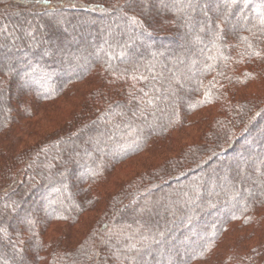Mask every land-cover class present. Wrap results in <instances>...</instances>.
Instances as JSON below:
<instances>
[{
	"label": "trees",
	"instance_id": "1",
	"mask_svg": "<svg viewBox=\"0 0 264 264\" xmlns=\"http://www.w3.org/2000/svg\"><path fill=\"white\" fill-rule=\"evenodd\" d=\"M213 1L0 0V264H264V1Z\"/></svg>",
	"mask_w": 264,
	"mask_h": 264
},
{
	"label": "rangeland",
	"instance_id": "2",
	"mask_svg": "<svg viewBox=\"0 0 264 264\" xmlns=\"http://www.w3.org/2000/svg\"><path fill=\"white\" fill-rule=\"evenodd\" d=\"M177 1H181V0H177ZM256 1H264V0H256ZM217 1H213V0H205V3H204V5L202 6V10H201V12H197V14H196V20L197 21H200L202 18H204V17H208L209 15H208V13L209 12H207V11H209V10H213V8H215V6H216V3ZM221 4V3H220ZM145 7H148V5H145L143 8H145ZM212 12V11H211ZM39 15V14H38ZM51 15L53 16V15H55V26H57L62 32H65L66 34L68 33L67 32V29H70V25H64V24H62V22L60 21V15H61V13H58L57 11H55V12H47V14H45V16H47L48 18V21H50V22H52V20H51ZM112 18L113 19H116L114 16H112ZM103 21V20H102ZM68 27V28H67ZM43 34H45V33H43ZM69 34L70 33H68V36H69ZM72 32H71V36H72ZM131 34V33H130ZM46 35V34H45ZM76 34H73V36H75ZM108 33L107 32H105V34H104V37L106 38H108ZM175 37H176V42L179 44V45H183V41L185 40V35H181L180 33L177 35H174ZM46 40H44V42H45ZM137 42H138V45L140 46V48H145V45H143L142 44V41H139V40H137ZM75 43H76V45H82V46H84V47H90L91 49L92 48H94L95 46H97L96 45V41L94 40V41H91V40H89V39H86L85 37H83V35H80L79 36V39L78 40H76L75 41ZM11 45L12 46H14V45H16V43H14V42H12L11 41ZM138 46V47H139ZM165 47H172L173 45L171 44L170 46H167V45H164ZM138 47L137 46H135L134 47V50L135 51H137L138 50ZM57 57V56H56ZM132 59V58H131ZM56 76V75H55ZM32 90V86H26V85H23V84H19V85H14L13 87H12V90H13V92H14V95H15V93L17 94L18 92H20V91H27V90ZM14 95H12V96H14ZM13 101V97H5V102L7 103H9V102H12ZM14 107V106H13ZM102 124H103V126H106L107 125V122H102ZM254 142V141H253ZM81 143V145H87V143H84V142H80ZM247 149V152H254V151H256V150H258V149H262V150H264V140H262V142H261V145H256V143H254V146H250V147H248V148H246ZM97 154H99L98 153V151H94V153H93V155L95 156V155H97ZM242 158V157H241ZM240 158V159H241ZM239 160V158H235V159H232V160H229V163H228V167H229V171L231 172V175H232V177L234 178V177H236L237 176V178H238V174H236L235 173V171L232 169V164L235 162V161H238ZM247 172V171H246ZM76 181H77V178H76ZM212 193H213V191H212ZM209 195L210 193H208V192H205L204 193V195ZM236 200V199H235ZM233 201V203H232V206L229 208V210H232L233 209V207H234V204L235 203H237L239 200H236V201ZM236 205V204H235ZM38 206V205H37ZM9 210V209H8ZM10 211V210H9ZM42 211H43V209H42V207L41 206H39V207H36V211L34 212V214L33 215H31V216H33V217H35L36 215H42ZM20 212V210H18L17 212H11L10 211V214L8 215V218H9V220H11V221H15V220H18L17 218H16V214L17 213H19ZM36 214V215H35ZM17 223H19L18 221H17ZM199 240L200 239H197V242H199ZM182 245L184 246V244L183 243H181L180 245H179V247H182ZM160 249V252L161 253H163L165 250H164V248H159ZM14 250L16 251V253H19V252H23L24 250H27L26 249V246H23V249H18V247H14ZM180 250H181V248H180ZM20 254V253H19ZM148 264V263H147Z\"/></svg>",
	"mask_w": 264,
	"mask_h": 264
}]
</instances>
